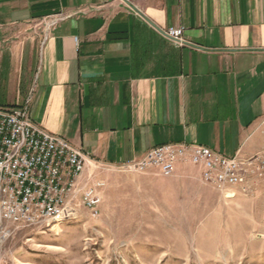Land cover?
Here are the masks:
<instances>
[{"label":"crops","instance_id":"obj_1","mask_svg":"<svg viewBox=\"0 0 264 264\" xmlns=\"http://www.w3.org/2000/svg\"><path fill=\"white\" fill-rule=\"evenodd\" d=\"M24 106L83 177L166 144L264 152V0H0V107Z\"/></svg>","mask_w":264,"mask_h":264},{"label":"rangeland","instance_id":"obj_2","mask_svg":"<svg viewBox=\"0 0 264 264\" xmlns=\"http://www.w3.org/2000/svg\"><path fill=\"white\" fill-rule=\"evenodd\" d=\"M197 172L178 184L155 169L99 170L97 217L78 202L54 228L6 226L0 264H264V173L226 198Z\"/></svg>","mask_w":264,"mask_h":264},{"label":"built area","instance_id":"obj_3","mask_svg":"<svg viewBox=\"0 0 264 264\" xmlns=\"http://www.w3.org/2000/svg\"><path fill=\"white\" fill-rule=\"evenodd\" d=\"M183 31L171 27L164 35L183 46ZM179 162L199 167L203 182L226 198L247 193L248 176L264 173V152L226 157L206 146L184 143L157 146L120 169L128 173L155 169L170 177ZM86 164L81 150L33 122L28 107H0V232L6 233L9 225L44 227L47 219L73 216L78 202L97 217L105 183L95 174L83 177Z\"/></svg>","mask_w":264,"mask_h":264},{"label":"bare ground","instance_id":"obj_4","mask_svg":"<svg viewBox=\"0 0 264 264\" xmlns=\"http://www.w3.org/2000/svg\"><path fill=\"white\" fill-rule=\"evenodd\" d=\"M70 217L71 216H64V217H55L52 219H47L46 222L44 223V227L54 228L60 225L61 223H63L64 221H66L67 219H69Z\"/></svg>","mask_w":264,"mask_h":264}]
</instances>
